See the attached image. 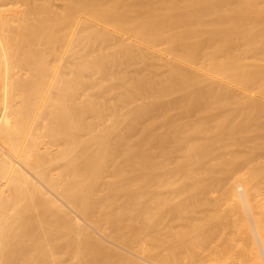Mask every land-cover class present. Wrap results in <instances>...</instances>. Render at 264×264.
I'll return each mask as SVG.
<instances>
[{"label":"bare ground","instance_id":"obj_1","mask_svg":"<svg viewBox=\"0 0 264 264\" xmlns=\"http://www.w3.org/2000/svg\"><path fill=\"white\" fill-rule=\"evenodd\" d=\"M168 77L210 81L207 87L217 84L234 97L210 87L220 95L180 118L174 141L166 127L172 123L168 112L178 107L151 89L158 80L168 84ZM237 80H264V0H0V264H63L55 243L48 258L42 246L72 223L66 206L82 218L86 227L74 222L88 242L99 243L92 233L98 230L130 254L118 256L119 249L117 262L131 256L125 264H147V252L163 235L159 223L147 229L156 170L160 181L180 156L264 158L263 100L255 85H245L246 93L229 84ZM188 83L183 91L192 87ZM149 92L159 99L160 124L155 113L147 115ZM219 96H237L236 108L249 103L245 116L243 105V113L224 107L222 114L231 118L216 117ZM209 100L214 105L205 106ZM123 111L133 116L117 136L113 116ZM213 139L221 143L206 151ZM240 176L229 186L238 208L229 233L248 243L240 250L251 264H264L263 191L251 175ZM102 247L118 250L104 241ZM195 261L241 264L232 257Z\"/></svg>","mask_w":264,"mask_h":264},{"label":"rangeland","instance_id":"obj_2","mask_svg":"<svg viewBox=\"0 0 264 264\" xmlns=\"http://www.w3.org/2000/svg\"><path fill=\"white\" fill-rule=\"evenodd\" d=\"M229 5H231V4H229ZM230 7L232 8V7H234V5H231ZM223 10L224 9H222L217 16L219 21H223L225 19V15H224ZM165 79H163L162 81L161 80L155 81L156 83H154V84H156V85L154 88H152L150 86V84L152 83V82H150L149 87H151V89H154L157 93H161L163 96H165L163 102H165L166 104L168 103V104H171L172 106L178 107V109L176 111H173L174 113L168 112L169 113V120H167V121H170L172 123L166 127L167 131H169V128H170L171 133L175 135L174 139H173L174 141L178 140V137H179V134L181 131L180 126H179L180 118H184V116L188 117V115L191 112L194 115L193 109L197 108L196 104L197 105L200 104L199 102H201V101L206 102V100H208L209 98H213V96H215L217 93H219V95H220L221 90L223 92V89H224V93L223 94L221 93L222 96L224 94L228 95L227 93L229 92V90H226L225 88H222L221 86L218 85V87H221V90L219 89L220 90V92H219L217 89V93H216L214 91V89H211L212 87L216 89V87H217L216 83H215L216 85L213 84V86H210L211 87L210 88L209 86L208 87L206 86L208 84L207 82H209V84H211V85H212V83L210 81L201 80L200 78H199L200 80L195 78L197 81H195L194 78L193 79L189 78L192 80V81L191 80L189 81V79L187 78L188 81H186L185 79H182L183 81L184 80L185 81L179 82L181 79H175V81H172V79L168 77V79H167L168 84H165V82H166V81H164ZM169 79L171 81H169ZM152 80L153 79H151L150 81H152ZM193 80H194V82H193ZM237 81H229L230 83L229 82L228 83L230 85L234 84L233 87H236V88L240 89L241 92H246V93L249 92L247 90V87H246L249 83H250L249 85H251V86L255 85L256 86L255 90L259 94L258 96H259L260 100H263V102L262 101H260V102L264 103V80H259V81H256V80L248 81L247 80L248 83L246 82V80H241V81L237 80ZM188 82H191L190 85L192 84L191 85L192 87L189 86L191 88H189L186 91H183L184 84L186 83L185 86L187 87L189 85ZM239 82L242 84H240ZM235 83H237L236 86H235ZM154 84H152V86ZM182 84H183V86H182ZM149 91H150V89H149ZM151 92H153V90H151ZM229 93L230 94L232 93L231 96L234 97L233 91H230ZM151 95H152V93H150V92L147 94V115L150 117L153 115V113H155L154 117L156 118V121L160 124V114H159L160 111L158 109L159 99L155 100L153 98V95L152 96ZM217 96H218V94H217ZM222 96L218 97V98H220L219 99L220 102L219 103L216 102V105L217 104L219 106L222 105L223 108L221 106V109L223 110V112H222V110H221V113L219 112L220 107L218 106V109H217L218 111L216 110L217 111L216 117L218 114V118L225 121L226 117H228V119L231 118V116H228L229 114L228 115L222 114V113H224L225 108L227 111H230V110L232 111V110H236V109H241L244 104L241 105L240 108H236L235 100L237 99V96H235L236 97L235 100H233L232 98H226L227 96H225V97H222ZM231 96L229 95V97H231ZM215 98H216V96H215ZM210 100H209V102L207 101V103H205V106L208 103L209 104L213 103V99L211 100L212 103H210ZM215 100H217V99H215ZM239 101L243 102L240 98H239ZM163 102H161V103H163ZM237 102L238 101H236V103ZM185 103H188V104L186 105ZM214 103H215V101H214ZM166 104H164V105H166ZM201 104L203 105V102H201ZM209 104H208V106H209ZM248 104L249 103H246L244 105V111H245L243 114L244 116L247 113L246 108L249 107ZM212 105H214V104H212ZM193 106H195V108H193ZM250 106H251V104H250ZM191 109H192V111H190ZM241 110L243 113V109H241ZM231 111L228 113L232 114L233 112L231 113ZM214 112H215V110H214ZM168 113L166 114V116L168 115ZM95 115L99 116L101 114H100V112H97ZM212 115H214V113H212ZM234 115L236 116V113ZM132 116H133L132 111L119 112L113 116L114 117L113 129H114V132L117 136H118V134L124 133L128 130V125H129L128 121L131 119ZM204 116L206 117V114ZM209 116L210 115H207V118ZM191 117H189L190 119L187 118L185 120V122L188 119H189L188 121H190V122H191V119L193 121L195 120V117H192V118ZM212 117L213 116H211V118ZM214 117H215V115H214ZM240 119H242V117ZM240 119H238V122L236 120L237 124L240 123ZM204 122L202 119V123H204ZM172 124H173V127H171ZM206 124H208V123H206ZM225 128H226V126H225ZM139 129L138 128L134 129V131H137L136 132L137 135L140 134V132H138ZM158 130H159V128H157L156 131H158ZM150 135H151L150 133H147V139L150 137ZM218 138L221 141V138L220 137H218ZM218 138H217V140H218ZM213 141L215 143H212V141H211L210 144H212V145L211 146L207 145V148H205L206 151H209V149L214 144L218 143L214 139H213ZM220 143L221 142H219L218 144H220ZM149 147L150 146L147 145L148 151H150ZM202 156H200V157L199 156H180L181 159L173 158L171 163L173 162L174 164L173 163L169 164L170 168L168 166V168L165 172L166 176L164 174L165 177L163 176L160 181H159V179H156V177H155V176L158 177L159 171L156 170L154 172L152 182L157 183V185L155 184V186H153V189L150 188L151 191H149V193H148L149 196L147 195V200H148L147 201V220H148L147 221V229L150 227H153L152 225L154 223H159L161 225V228H162L161 230H162L163 235L161 236V241L158 243V245L155 244L154 249L151 252H149L150 254H148V252H147V264H192V262H194L195 260H197L199 258H203L204 260H212V259L220 258V257H224V258L232 257L233 259H238L239 261H241V264H251L250 256H248L246 253H244L240 250V248L243 247V245H247L248 243L246 241H244V242H242L241 240L238 241L237 238L231 240L230 230H231V226H232L231 225L232 219H233L234 213L237 211L238 208H237V205L234 204V202L231 201V199L229 197V192H230L229 186L231 185V183L234 181L235 178L241 177L240 174L243 176H246L247 174L251 175L253 177V181L255 182V185L262 188V191H263L262 195H263V201H264V173H263L264 172V169H263L264 168V158H263V156H249V155L242 156V155H236V154L222 155V158H221V156L220 157H211V156L207 157L206 155H202ZM211 158L213 160V163H212ZM243 159L245 161H243ZM157 163H159V162H157ZM157 163H153V165L156 166ZM200 163H202V165ZM214 163H216V164H214ZM209 165L212 167H210ZM205 168H208L209 170L208 169L206 170ZM241 170H242V172H241ZM249 170L251 173L249 172ZM169 171H170V173L168 174ZM197 171H199V173ZM201 171H203V172H201ZM239 171H240V173H239ZM247 172H249V173H247ZM150 174H148V176ZM184 174H185V176H184ZM176 177H177V179H176ZM228 179H230V181ZM223 182H225V183H223ZM223 185H224V187H223ZM156 186H158V187H156ZM157 190H158L159 194H158ZM156 197H159V198H156ZM150 199H152V200H150ZM149 200L151 202H149ZM150 203H152V204H150ZM151 205H152V207H151ZM153 206L155 207V209ZM64 208L70 212L69 214L71 215V217H73V216L76 217L75 221L79 222V226L82 225V226L86 227V225H83L85 223H83L82 218L80 216H78V214H77L78 212L75 213L76 210L74 211L73 208H71L72 209L71 210L67 206ZM51 211H52V209H51ZM55 211L53 210L52 212L56 213ZM178 211H179V213H178ZM50 212H49V215L51 214ZM58 212L59 211L57 210V213ZM173 213H174V215H173ZM154 214H155V216H154ZM56 215L57 214H53V216L52 215L51 216L56 218ZM74 217H73L72 223L69 224L70 226H68V227L63 226L64 229L62 230V232L60 231L61 233H59V235L60 234L61 235H60V237L57 236L58 237L57 240H56L57 237H55V240H52L51 242L47 243V245L42 246L43 256L45 254L44 258H48L49 255L52 254V253H50V252H52V251H50V247L52 245H54V243H55L56 252L58 251L57 252L58 255L60 254V256L63 258L62 260L65 259L64 261H66V263L63 261V264H68V263L74 264L75 262H76V264H117L120 261L121 262L124 261L123 263L125 264V262H130L129 259L131 258V256H127L128 258L130 257L129 259L126 258L129 261L124 259L126 255H130L126 251L123 252V249L125 247L123 248L122 246H119V245H118L119 247H117V245L116 246L113 245L111 242H114V241L107 236L103 237L105 235L104 234L102 235L98 230H93L90 228L91 231L92 230L95 231V232L92 231V233L95 235V237L96 236L98 237V238L96 237V239H98V241H99L98 244H100V243L101 244L98 245L97 243L88 242L89 240L88 239L86 240V235H84L85 233H82L84 229L82 228V232L78 230L79 226L77 227L76 223L74 222V219H75ZM57 218H58V216H57ZM75 226L77 228L76 230L74 228ZM39 231H41V229H39ZM108 240H111V242H109ZM103 241L106 245H108V246L110 245V247L112 246L111 247L112 249L114 247H117V248H115L116 250L118 249L117 252L116 251L114 252L113 251L114 249H113V250H111V251H113V253L111 252L112 255H110L111 253H109V252L105 253L104 250L101 249V248H103L102 247ZM89 243H91V245ZM64 244L66 246H64ZM68 246H69V248H68ZM86 248H89L88 250H91L92 252H94L92 257H91V255H87ZM119 249H122V250H120L121 254L120 253L117 254L118 256L124 255L125 253H126V255L123 256L124 258L121 257L124 259L123 261H122V259H119L120 261L117 262L118 259H115V258L117 257L116 253L119 252ZM70 250H72V251H70ZM96 251L98 254L96 253ZM122 253H124V254H122ZM113 254H115L116 256L112 257ZM108 255L111 256V259L109 258ZM166 255H167V257H166ZM96 256H98V257H96ZM86 257H88L90 259H88ZM95 257H96V259H95ZM161 257H162V260H161ZM91 258H93V259H91ZM118 258H120V257H118ZM87 259H88V262H87ZM171 262H173V263H171ZM195 263H196V261H195ZM127 264H130V263H127ZM258 264H263L262 260H260V262Z\"/></svg>","mask_w":264,"mask_h":264},{"label":"built area","instance_id":"obj_3","mask_svg":"<svg viewBox=\"0 0 264 264\" xmlns=\"http://www.w3.org/2000/svg\"><path fill=\"white\" fill-rule=\"evenodd\" d=\"M224 264H238V263H235V262H229V263H224Z\"/></svg>","mask_w":264,"mask_h":264}]
</instances>
